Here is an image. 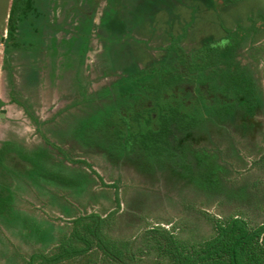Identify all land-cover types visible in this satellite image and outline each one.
<instances>
[{
  "label": "rangeland",
  "instance_id": "obj_1",
  "mask_svg": "<svg viewBox=\"0 0 264 264\" xmlns=\"http://www.w3.org/2000/svg\"><path fill=\"white\" fill-rule=\"evenodd\" d=\"M142 1L95 0L92 13L89 0H46L38 4L46 15L37 10L38 19L33 14L26 19L36 23L34 36L27 31L31 55L19 51L11 58L4 56L2 42L12 0H0V150L10 146L13 160L43 161L44 169L69 179L60 185L29 173L28 161L17 168L14 162L0 165V264H20L21 257L53 248L78 215L112 214L115 225L109 234L128 242L133 255L140 248L146 251L142 234L151 227L193 244L213 235L214 220L232 214L252 224L264 221V0H211L214 5L210 0H158L159 11L151 19L136 20L145 11ZM108 2L115 10L125 6L120 15L125 27H132L121 38L127 47L121 42L106 46V37L117 40L100 25ZM91 14L94 28L87 25L80 32V20ZM234 32L242 34L234 42L236 64L229 71L224 65L207 70L215 87L211 93L203 89L206 99L231 104L235 120L187 140L186 160L197 180L177 176L173 163L136 169L127 156L100 148L97 138L85 133L81 141L76 135L83 121L93 122L129 95V88L120 91L116 84L126 75L123 69L137 64L154 72L172 63L164 49L182 33L178 46L188 54ZM16 35L20 42L19 31ZM228 72L238 77L235 84ZM201 181L206 188L196 186ZM138 254L122 263H155L154 254L140 260ZM90 257L93 264L106 261L99 252Z\"/></svg>",
  "mask_w": 264,
  "mask_h": 264
},
{
  "label": "trees",
  "instance_id": "obj_2",
  "mask_svg": "<svg viewBox=\"0 0 264 264\" xmlns=\"http://www.w3.org/2000/svg\"><path fill=\"white\" fill-rule=\"evenodd\" d=\"M45 1L12 0L7 19V36L2 42L5 57H11L19 51L24 53H29L28 50L33 51L29 49L31 44L28 41L27 31L34 36L36 23L34 20L27 22L26 19L32 14L38 19L40 15L37 10L43 11L46 15L44 8L38 5L44 6ZM89 1L92 2L89 9L93 13L96 2ZM155 1L158 0L142 1L145 5L142 6L145 7L143 13L147 11L148 14L144 16L140 12L135 19H151L150 17L159 11ZM210 2L214 5V1L210 0ZM112 6L114 4L108 2L103 9L100 25L110 38L117 36L115 37L117 40L112 41L106 37L108 40L106 46L121 42L120 47H127L128 43L121 38L127 37L126 32L131 31L132 27H125L120 15V11L125 6L119 5L117 10ZM72 9L74 7L70 10ZM110 10L115 13H109ZM92 16L91 14L90 17L80 20V32L82 27L87 25L94 28ZM130 17L132 18V15ZM138 22L136 21V24ZM16 31L20 33V42L16 38ZM228 34V39L206 41L196 50L186 54L178 46L179 39L184 36L182 33L177 40H171L164 49L166 57L171 58L172 63L161 64L160 67L153 69L154 72L149 71V68L141 69L137 64L123 69L126 75L124 77L122 75L116 84L120 85V91H123L124 87L129 88V95L123 98L118 106L100 112L99 117L93 122L83 121L81 131L76 135L81 141L84 140L85 133L93 139L97 138L100 148L113 152L119 158L127 156L136 169L143 164L145 168L147 166L152 168L154 165L158 167L161 164L173 163L179 170L177 176L182 178L192 176L191 179L197 180V175H194L191 169L192 163L186 160L187 140L196 138V133L204 129L206 131L207 127L216 128L221 122L231 123L235 120L231 104L220 102L216 98L214 101L206 99L208 92L205 93L203 89L206 87L211 93L215 87L212 85H215L216 79L204 74L207 70L217 71L220 65H224L229 71L230 66L235 63L234 42L235 39L242 40V34L231 33L232 36H237L236 38ZM90 35L89 32L86 37L89 39ZM88 39L85 40L86 45ZM84 47L86 51L87 47L85 45ZM121 49L126 52L130 48ZM115 63V59L112 60V64ZM230 73L232 75V72H228ZM132 79L135 81L130 83ZM230 80L235 84L238 77L235 78L233 74ZM235 98L238 100L240 97L237 94ZM9 147L0 150V165L4 162L7 164L14 162V167L17 168L19 163L29 160L19 156L14 157L13 160V149ZM261 159L264 160V157ZM27 163L29 173L40 175L60 185L66 183L65 180H69L66 177H57L55 173L44 169L43 161L39 163L31 159ZM207 179L211 183L209 175ZM196 186L201 189L206 188L203 181ZM224 195L226 194L223 193ZM68 223L71 225L69 231L66 235L58 237L53 248L47 252L43 250L32 252L29 260L24 261L23 264H77L78 262L93 264L90 255L98 252L102 259L106 260L104 264H123L122 262L128 259L134 260L133 256L136 253H139L138 260L142 256L154 254V264H157V259L161 258L168 264H264V221L252 224L241 215L232 214L224 219L214 220L213 235L193 244L178 238L172 231L159 226L151 227L142 234L141 244H147L146 251L140 248L134 252V255L130 253L128 242L113 240L109 234L110 228L115 225L112 214L104 218L97 213L78 215Z\"/></svg>",
  "mask_w": 264,
  "mask_h": 264
},
{
  "label": "flooded vegetation",
  "instance_id": "obj_3",
  "mask_svg": "<svg viewBox=\"0 0 264 264\" xmlns=\"http://www.w3.org/2000/svg\"><path fill=\"white\" fill-rule=\"evenodd\" d=\"M2 112H4V111H2ZM2 112H1V113H2ZM2 114H3V113H2ZM1 117H2V116H1ZM2 118H3V117H2ZM103 218H104V217H103ZM47 251H48V250H47ZM47 251H46V252H47ZM29 256H30V255H29ZM29 256H28L27 258H22V257H21V259H19V254H18V255H17V258L19 259L20 264H23L24 261L27 262V261L29 260Z\"/></svg>",
  "mask_w": 264,
  "mask_h": 264
},
{
  "label": "water",
  "instance_id": "obj_4",
  "mask_svg": "<svg viewBox=\"0 0 264 264\" xmlns=\"http://www.w3.org/2000/svg\"><path fill=\"white\" fill-rule=\"evenodd\" d=\"M1 116L3 117V114Z\"/></svg>",
  "mask_w": 264,
  "mask_h": 264
}]
</instances>
